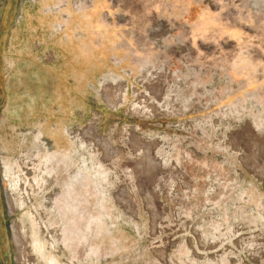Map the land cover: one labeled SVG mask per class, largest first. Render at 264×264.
<instances>
[{"label":"rangeland","instance_id":"rangeland-1","mask_svg":"<svg viewBox=\"0 0 264 264\" xmlns=\"http://www.w3.org/2000/svg\"><path fill=\"white\" fill-rule=\"evenodd\" d=\"M154 1L175 6L152 26L95 6L16 34L48 55L0 76V264H264V0ZM38 2L0 0V34ZM72 110L67 129L98 115L105 149L32 131Z\"/></svg>","mask_w":264,"mask_h":264},{"label":"crops","instance_id":"crops-1","mask_svg":"<svg viewBox=\"0 0 264 264\" xmlns=\"http://www.w3.org/2000/svg\"><path fill=\"white\" fill-rule=\"evenodd\" d=\"M38 1L39 2L36 4L35 9L27 7L24 4L16 5L15 6L16 13L20 12L21 16L19 19H17V22L14 25L10 26L9 23H6L5 21H3L4 25L2 28L4 29V31L2 34L4 35L0 34V37H1L0 45L2 47V51L0 54V60H1L0 76L9 75L15 72L19 74L20 73L24 74L26 72H29V71L24 70L25 68L23 64L26 63L25 60H29L30 62H32L31 69L33 70H35V68L39 69L40 65L42 64L41 59L48 55L42 50L43 48L41 46L40 40H36L37 42L33 41V44L31 45V47L29 46L30 50L28 51V53H26L24 51V49L26 48V45L24 44V38L18 35L16 36L21 26L23 24L25 25L27 18L31 14L34 15L32 16L31 22H30L34 36L42 33L44 29H46L45 31L47 32H51L54 23L58 19V16L47 12L46 9L49 6H52L53 4H55L56 0H38ZM119 1L121 0H95L93 2L92 7H90L86 11L84 10L85 12L74 13V12L67 10V20L65 22V30L67 31V27H69L75 19L83 18L88 12L92 11L95 6L97 7V10L99 9V16H100V11H101V22L103 20L105 23L107 22L109 26H113V27L115 26L120 27L119 24L121 23L119 22V20L125 16L128 17L129 23L133 26H138L139 24H141L140 22L145 23L147 26L155 25L159 22L169 19L168 14L166 15L163 12L166 10H169L171 6L172 7L175 6L174 4H170V7L168 8L167 3H164L163 1L156 2L154 0H124L125 3L123 2L120 3ZM182 3L177 4L176 8L178 10H181L182 12L181 17L183 19L184 17L183 6L184 5ZM99 21H100V18H99ZM117 35L119 34L117 33ZM65 37L66 35H64L63 37L50 35V36H47L46 39L47 41H55V40H60V39L64 40L63 38ZM78 38L79 37L77 36L70 38L68 42L69 47H72ZM69 50L72 51L71 48ZM68 54L72 56V54H70L69 52ZM53 56L55 57V63H53V65L55 66V64L57 63L56 62L57 56L55 53H53ZM66 58L67 57L65 55H64V58L61 57V59H63L64 62L66 61L65 60ZM63 63H62V60L58 61V63L54 67L56 72H61L60 68L63 65ZM114 66L116 68V65ZM63 85H64L63 86L64 96L65 98H67V96L70 95V91L67 87L68 83L66 80L63 81ZM90 86L91 85L89 84L84 86V94L81 96V99L85 103L86 106H90V104L92 105V102H91L92 93H90ZM93 91H94V88H93ZM64 102L65 103L63 106L65 107L71 106L70 103L67 102V100H65ZM72 119H74L73 110L69 112V117L67 118V121H70V123L63 125L60 128L54 127L53 129L50 130L52 132L49 135L44 134L39 129H35L32 131L41 132L42 137L44 139L46 137L51 139L49 140L50 145H54L53 144L54 140L52 139V135H54V138H55L58 134L60 136V140L66 143L68 140L66 138L65 131L67 129V126L74 123V120ZM76 123H79V122L76 121Z\"/></svg>","mask_w":264,"mask_h":264},{"label":"built area","instance_id":"built-area-1","mask_svg":"<svg viewBox=\"0 0 264 264\" xmlns=\"http://www.w3.org/2000/svg\"><path fill=\"white\" fill-rule=\"evenodd\" d=\"M95 0H56L55 4L52 6H49L46 11L55 14L58 16L57 21L54 23V32L60 33L64 30L65 28V22L67 20V10L77 13L81 12L84 10L89 9L92 7L93 2ZM100 93V81L98 82L97 88H94V96L91 97L92 99V105L94 106H100V96H97L95 98V94ZM93 95V94H92ZM95 98V99H94ZM93 115H97L94 114ZM99 117L93 116L92 120L89 124L85 125L84 127L78 129V128H68L65 131L66 138L73 142L80 140L82 142H87L89 139H93L94 144L97 146H94L96 148V151L100 152V146L103 147L104 149L106 148V142L103 141V138L100 137V135L97 133V129L95 128L94 124L98 123ZM93 127V128H90ZM42 136L38 139H41ZM44 144V142H43ZM98 148V149H97ZM108 148V146H107ZM83 150V148H81ZM106 152L105 150H103Z\"/></svg>","mask_w":264,"mask_h":264}]
</instances>
